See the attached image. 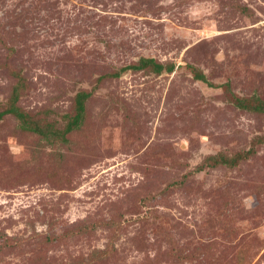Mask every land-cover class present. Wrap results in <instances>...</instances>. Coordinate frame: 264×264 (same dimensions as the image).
<instances>
[{
	"label": "rangeland",
	"instance_id": "1",
	"mask_svg": "<svg viewBox=\"0 0 264 264\" xmlns=\"http://www.w3.org/2000/svg\"><path fill=\"white\" fill-rule=\"evenodd\" d=\"M18 76L46 130L90 97L65 141L0 119V264H264V0H0V111Z\"/></svg>",
	"mask_w": 264,
	"mask_h": 264
},
{
	"label": "trees",
	"instance_id": "2",
	"mask_svg": "<svg viewBox=\"0 0 264 264\" xmlns=\"http://www.w3.org/2000/svg\"><path fill=\"white\" fill-rule=\"evenodd\" d=\"M144 69H149L155 74L159 75L163 71L165 72H172L174 70V65H167L161 63H156L154 59L151 58H140L138 60L137 64L129 65L121 69L120 71H140ZM193 72L194 79L205 81V77L203 74H201L196 69L191 68ZM114 77H118V73L113 74ZM18 82L13 87V91L11 94V98L9 100V103L5 110L0 111V119L3 118L6 115L13 116L20 122L22 130L26 132H33L34 134L40 136L42 139L46 140L48 143L54 142V140H61L65 141L66 137L73 131L77 130L81 124L83 123V117L85 115V102L89 99L90 93H87L85 91H81L77 93L75 97V114L73 116H69L68 121L61 131L51 130L49 127L46 130V128L38 126L33 120L30 119L29 116L24 114L19 106L17 105V102L19 100V91L21 89V86H23V79H20L18 76ZM234 99H236L237 106L239 108L248 110L250 112H257V113H264V101L254 100L253 98L243 99V98H236L232 96ZM40 122V121H36ZM258 144L264 143V136L256 137L254 139ZM253 150V147L250 146V150L247 153H235L232 156H228L222 153H218L216 155H210L206 157L203 162L196 168V171L200 172L207 168H216L218 166H225L226 168L232 169L240 164L241 161H243L248 154H253L251 152ZM93 227V226H92ZM91 227V228H92ZM87 229V228H84ZM89 229V228H88ZM103 255H96L95 257H102Z\"/></svg>",
	"mask_w": 264,
	"mask_h": 264
}]
</instances>
